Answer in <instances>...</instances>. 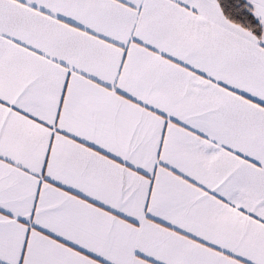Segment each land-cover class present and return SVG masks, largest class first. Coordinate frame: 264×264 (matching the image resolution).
Wrapping results in <instances>:
<instances>
[{"label": "snow or ice", "instance_id": "obj_1", "mask_svg": "<svg viewBox=\"0 0 264 264\" xmlns=\"http://www.w3.org/2000/svg\"><path fill=\"white\" fill-rule=\"evenodd\" d=\"M0 264H264V0H0Z\"/></svg>", "mask_w": 264, "mask_h": 264}]
</instances>
